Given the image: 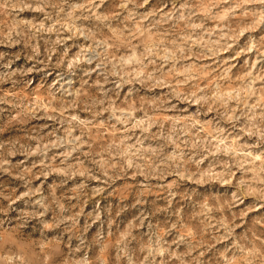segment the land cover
Wrapping results in <instances>:
<instances>
[{"label": "clouds", "instance_id": "9594fccd", "mask_svg": "<svg viewBox=\"0 0 264 264\" xmlns=\"http://www.w3.org/2000/svg\"><path fill=\"white\" fill-rule=\"evenodd\" d=\"M0 264H264V0H0Z\"/></svg>", "mask_w": 264, "mask_h": 264}]
</instances>
